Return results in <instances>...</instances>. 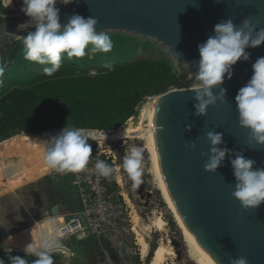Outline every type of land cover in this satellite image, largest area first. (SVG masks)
I'll return each mask as SVG.
<instances>
[{
	"label": "water",
	"instance_id": "obj_1",
	"mask_svg": "<svg viewBox=\"0 0 264 264\" xmlns=\"http://www.w3.org/2000/svg\"><path fill=\"white\" fill-rule=\"evenodd\" d=\"M56 7L60 9L61 24L67 23L73 13L84 18L92 16L99 22L97 31L153 40L194 72L200 58L198 45L214 34L217 23L232 18L240 25L248 18L264 27V0H74L68 5L57 3ZM23 22L20 18L0 20V53L13 39L16 45L29 32L17 30ZM246 51L250 53L249 60L238 61L232 78H224L226 103L217 102L206 115L195 116L192 88L176 89L160 95L155 119L156 146L167 188L187 227L218 264H229L230 258L240 256L246 257L248 264H264V202L254 209L242 207L232 196L235 178L228 155L215 173L205 171L207 157L200 155L209 149L206 132L215 130L223 134L222 147L242 150L257 162L256 166L264 167V146L249 143L250 131L239 125L235 104L239 89L253 75L252 64L264 57V43ZM58 130L61 129L53 131ZM192 142L196 144L194 151L185 146ZM14 201L20 217L22 199L14 197ZM61 213L59 205L50 211L51 216ZM4 247L0 242V248ZM153 255L154 252L148 255V264Z\"/></svg>",
	"mask_w": 264,
	"mask_h": 264
},
{
	"label": "clouds",
	"instance_id": "obj_2",
	"mask_svg": "<svg viewBox=\"0 0 264 264\" xmlns=\"http://www.w3.org/2000/svg\"><path fill=\"white\" fill-rule=\"evenodd\" d=\"M12 2L8 0L6 7ZM74 0H22L21 12L29 19L17 26V30L34 27L22 36L24 59L39 65H46L43 74L52 76L62 64L66 55L68 59L82 58L86 49L93 53H108L113 48V42L108 32L97 31L98 20L92 16L84 18L73 13L67 23L60 22V9L57 3L68 5ZM0 14V20H5ZM3 27V25H0ZM213 35L198 45L199 60L197 71L194 72L195 83L192 85L194 115L204 116L210 106L217 102L226 103L227 90L222 87L225 76L230 80L233 66L238 61H248V48H256L264 43V27H258L250 19L245 18L236 25L232 18L222 20L214 26ZM7 34V32L5 33ZM111 67V65H106ZM253 75L245 86L241 87L235 96V104L239 116V125L250 131L249 143L264 146V57H259L252 64ZM0 67V75H3ZM209 143L207 152H201V157H207L204 163L205 171L215 173L223 166L228 155L235 178V188L232 196L245 209L256 208L264 202V167L256 166L254 159L248 158L243 151H233L224 145L223 134L215 130L206 132ZM85 131L80 128L65 126L58 134L44 142L43 163L58 173H78L88 164L92 156V146L88 143ZM95 141V140H94ZM189 150L196 149L195 142L185 145ZM142 149L132 146L122 157L120 167L132 181V187L141 184ZM95 170L104 178H109L114 168L106 161L96 157ZM55 224L54 218L49 219ZM61 247L56 236L48 235L38 244L29 242L23 248L26 256H34L31 264H54L53 252ZM9 254L11 264H29L20 256H11L12 248L4 247ZM0 264L4 261L0 259ZM229 264H248L244 256L230 258Z\"/></svg>",
	"mask_w": 264,
	"mask_h": 264
},
{
	"label": "trees",
	"instance_id": "obj_3",
	"mask_svg": "<svg viewBox=\"0 0 264 264\" xmlns=\"http://www.w3.org/2000/svg\"><path fill=\"white\" fill-rule=\"evenodd\" d=\"M0 6L4 11L1 0ZM108 34L113 42L110 52L93 53L89 45L82 58L70 60L65 55L60 69L50 77L43 74L46 65L24 59L22 38L17 41L13 51L18 57L0 75V143L17 134L52 137L65 126L85 132L94 130L90 131L92 137L95 133L115 135L137 116L138 108L146 98L165 94L171 87H181L184 76L176 72L169 54L160 52L153 60L140 58L141 54L157 50V44L152 40L126 33ZM57 129L61 130L53 131ZM102 131L111 132L105 134ZM88 143L92 146V153L96 154L97 141L88 140ZM101 159L114 168L111 160L105 156ZM33 201L30 200L29 204ZM0 202V221L9 223L16 213L14 200L6 196L0 198ZM31 211L35 215L40 213L35 217L43 220L49 209L32 205ZM33 225L24 224L26 229L18 233L19 230L7 229L0 241L14 233L24 237ZM107 243V256L114 251L116 254L113 243ZM10 255L25 258L29 264L35 259L16 250ZM0 259L4 264H11L9 254L1 248ZM120 263L123 262L120 260Z\"/></svg>",
	"mask_w": 264,
	"mask_h": 264
},
{
	"label": "rangeland",
	"instance_id": "obj_4",
	"mask_svg": "<svg viewBox=\"0 0 264 264\" xmlns=\"http://www.w3.org/2000/svg\"><path fill=\"white\" fill-rule=\"evenodd\" d=\"M21 7L22 0H12L8 5V14L12 19H26L25 14L20 10ZM15 40L16 39H13L0 53V67H3L4 70H8L14 62L15 57H18L14 55L13 51ZM153 42L156 43L155 41ZM156 44V51L141 54L140 58L153 60L157 58L160 52L169 54L173 58L166 47L158 43ZM173 60L176 72L184 76V79L182 80L180 88L171 87L169 91L176 89H191L192 85L195 83L193 68L187 64L177 62L174 58ZM147 101L148 98L141 102L137 116L125 123L123 125L124 127L122 126V130L117 134L100 135L95 133V137L90 135V131H86L85 134L89 138L88 140L97 141V148L102 155L105 156V154H108L112 156L110 159L111 162L114 160V156L119 168L118 174L115 170L117 176L114 178L111 187L115 199L118 200L120 205L123 203L122 218L124 220L122 221L121 233L119 235V241L123 247V255L129 257L130 255L127 256L128 252H135L136 255L130 259L131 263L148 264L146 261L147 258H143L142 248L134 232V228L138 226L146 232L148 231L150 253L155 251L160 240L164 237L170 241L177 256L176 258L170 259L166 264H195L189 256V248L184 241L181 230L175 222L173 214L167 207L162 192L159 189L158 176L154 167L155 164L147 147V134L145 130L148 121L140 114ZM49 138L50 136L45 135L25 136L17 134L0 143V194L7 190L14 191L4 194L1 197L4 198L9 196L14 199L16 194L20 195V193H24L25 190L34 186L39 189L42 199L45 202H49L50 211L54 206H63L64 203V205L72 206L73 211H75L74 213L81 212L83 209L81 195L72 185L71 177L64 178L52 176L51 174L47 179L45 178L47 167L43 163L42 145L44 142L40 140H47ZM132 146L140 147L143 153L141 184L137 188L132 187V181L129 179L127 173L120 167L122 157ZM113 165L115 166V164ZM1 203L2 202H0V205L2 206ZM50 211H48V214H45L43 220H37V225L39 227L33 225L31 231L29 230V232H27L26 241L28 243L32 242L31 240H37L39 243L41 238L46 237V235L55 236L51 229L43 224H39L46 219L52 218L49 213ZM160 216L163 217L166 222L164 232H160L155 227L156 220ZM56 217L65 218L63 214ZM136 219H138V223L134 221ZM45 223L50 224L47 221H45ZM45 230H49V232L53 233H47L45 235L43 233ZM37 233L39 234L37 235ZM11 241V243H14L13 245H7L6 243L3 246H12L10 248L13 250L24 252L23 248L26 244L23 242H16L13 238ZM60 244L61 247L59 248H62L63 251H60L61 253L57 252L59 250L53 252L54 264H121L119 260L121 259L119 250L117 254H115L114 251L111 255L109 254L107 256V251L105 252L108 245L107 241L95 236H89L85 241H77L75 239L61 241ZM70 252L73 253L71 260H69L67 256L70 255Z\"/></svg>",
	"mask_w": 264,
	"mask_h": 264
},
{
	"label": "built area",
	"instance_id": "obj_5",
	"mask_svg": "<svg viewBox=\"0 0 264 264\" xmlns=\"http://www.w3.org/2000/svg\"><path fill=\"white\" fill-rule=\"evenodd\" d=\"M4 11L0 6V14L5 18H10L8 14V0H1ZM96 74V72H93ZM101 159L102 155L98 148L97 153L89 157L86 167L78 173H58L53 172L52 176L71 177L72 185L79 191L82 201V211L65 216L66 223L63 228L59 229L60 242L75 239L77 241H85L89 236H95L107 242H112L113 247L121 257L122 264H132L130 259L136 255L135 252H128L125 257L122 253L123 247L119 241L121 233V224L124 220L122 218L123 203L120 205L115 199L113 190L111 188L114 178L119 172L116 159L112 163L115 164L114 169L117 171L111 177L104 178L97 174L95 170L96 157ZM107 160L112 156L105 154ZM126 203V202H125ZM73 253L70 255L72 256Z\"/></svg>",
	"mask_w": 264,
	"mask_h": 264
},
{
	"label": "bare ground",
	"instance_id": "obj_6",
	"mask_svg": "<svg viewBox=\"0 0 264 264\" xmlns=\"http://www.w3.org/2000/svg\"><path fill=\"white\" fill-rule=\"evenodd\" d=\"M29 18L26 17L24 19L25 23ZM34 27H30L28 29L20 30V31H34ZM160 96H155L150 98L143 109L141 110V116L145 118L148 121V125L146 126V134H147V147L153 157V161L155 164L156 173L158 176L159 181V189L162 192L163 199L165 203L167 204V207L173 214V217L175 219V222L179 226L181 233L183 235L184 241L186 245L189 248V256L193 260L195 264H218L213 257L206 251L204 248L200 245L198 239L196 236L190 231V229L187 227L185 222L182 219V216L180 214V211L178 209V206L176 205L174 198L170 194L166 182L164 180L162 171L160 169V163H159V156L156 146V133H157V126L155 123L156 114L158 110V106L160 104ZM154 169V168H153ZM54 170L47 169L45 172V178H48L51 174H53ZM69 212H64L63 215L68 214ZM53 218V217H52ZM58 219L61 217H57ZM66 218H63L60 221H56V223L51 227V231L54 232L56 238L60 240L59 235V229L63 228L66 223ZM49 220V219H47ZM138 223V219L134 220ZM141 226V225H140ZM166 226V222L163 219V217H158L155 223V227L160 231L164 232ZM143 228V227H142ZM52 232V233H53ZM134 232L136 233L138 237L139 245L142 248V255L143 258L146 259L149 255V242H148V231L146 232L144 229L139 228L136 226L134 228ZM159 232V233H160ZM165 234V233H164ZM163 236V235H162ZM168 236V235H167ZM71 255V252H70ZM177 254L175 252V249L170 244V241L164 237L162 240H160L158 246L156 247L154 251V255L151 259L150 264H166L170 259L176 258Z\"/></svg>",
	"mask_w": 264,
	"mask_h": 264
},
{
	"label": "crops",
	"instance_id": "obj_7",
	"mask_svg": "<svg viewBox=\"0 0 264 264\" xmlns=\"http://www.w3.org/2000/svg\"><path fill=\"white\" fill-rule=\"evenodd\" d=\"M48 169V168H47ZM46 169V170H47ZM46 172V171H45ZM47 179V178H46ZM34 191V192H33ZM9 192H14L13 190H7V191H5V192H3L2 194H0V198H2L1 196H3L4 194H7V193H9ZM37 192V193H36ZM37 195V196H36ZM16 197H20L21 199H22V208H23V211H25L24 213H27L29 216L31 215V208H32V205L33 206H35V205H41V206H44L45 208H47V209H49V202H45L43 199H42V197H41V195H40V191H39V189L38 188H36V187H34V186H32L30 189H27V190H25V192L24 193H20V195H18V194H16L15 195ZM14 197V196H13ZM32 199H34V204H33V202H32V204L30 205L29 204V201L31 200L32 201ZM41 199H42V201H41ZM14 200V199H13ZM52 202V201H51ZM63 202V201H62ZM29 204V205H27V204ZM14 204H15V201H14ZM60 206V205H59ZM15 209H16V207H15ZM49 211H50V209H49ZM63 211L64 212H69L68 214L69 215H71L72 213H74L75 211H73V208H72V206H69V205H64V203H63V206H60V212H62L61 214H63ZM17 212V211H16ZM50 213V212H49ZM45 214H48V211L45 213ZM24 215V214H23ZM51 215V214H50ZM60 216V215H59ZM64 216H66V215H64ZM52 217H54V219H55V221H60V220H62L63 219V217H61V218H57L56 216H52ZM45 221H47V222H49V220H44V221H42L41 223H39V224H43L44 226H46L47 228H49V229H51V227L53 226V224H47V223H45ZM30 223H34V225H36V227H39L38 225H37V218L35 217V219H32L31 221H29L28 223H26V224H30ZM24 224L23 223H21L20 225H13V224H11V222H6V221H0V228H2V234H0V238L3 236V234H5L6 232H7V229H13V230H19V231H17L16 233H18V232H20V231H22V230H24V229H26V227L25 226H23ZM39 230V229H38ZM4 231V232H3ZM48 231V232H47ZM39 232V231H38ZM16 233H14V234H12V235H10V236H8V237H6L5 239H3V241H0L1 242V244L2 245H4V244H6L7 243V245H13L14 243H11L12 241H11V239L13 238V239H15L16 240V242H23L24 244H28V242L26 241V238H27V235H28V233L23 237L22 235L21 236H19V234H16ZM43 233L46 235L47 233H52V232H49V230H45V231H43ZM42 233V234H43ZM39 233H37V235H38ZM46 236H48V235H46ZM42 239V238H41ZM32 241V243H34V244H38V241L37 240H31ZM8 247V246H7ZM10 247H12V246H10ZM56 250H59V251H57V252H60V251H63L62 250V248H59V249H56ZM56 252V251H55ZM61 253V252H60ZM68 256V259L69 260H71L72 259V256H70V255H67ZM71 263V262H70Z\"/></svg>",
	"mask_w": 264,
	"mask_h": 264
},
{
	"label": "flooded vegetation",
	"instance_id": "obj_8",
	"mask_svg": "<svg viewBox=\"0 0 264 264\" xmlns=\"http://www.w3.org/2000/svg\"><path fill=\"white\" fill-rule=\"evenodd\" d=\"M24 212L25 211H22V215H20V217L17 215V212H16L14 217L11 219V224L13 225H20L21 223L26 224L32 219H35V216L37 217L38 215H40V213H38V215H35L31 212V215L29 216L27 213H24Z\"/></svg>",
	"mask_w": 264,
	"mask_h": 264
}]
</instances>
